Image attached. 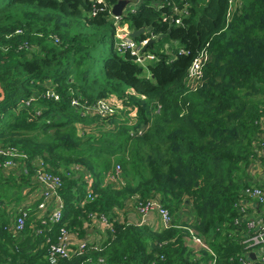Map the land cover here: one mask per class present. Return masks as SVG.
Listing matches in <instances>:
<instances>
[{
    "label": "trees",
    "instance_id": "trees-1",
    "mask_svg": "<svg viewBox=\"0 0 264 264\" xmlns=\"http://www.w3.org/2000/svg\"><path fill=\"white\" fill-rule=\"evenodd\" d=\"M119 1L101 10L94 0H0V147L26 152L29 166L40 157L62 176L69 230L83 235L94 214L113 223L101 251L55 264H83L88 256L108 264H209V251L187 239L189 227L222 264H240L229 260L242 252L247 230L236 222L239 180L263 153L264 102L253 95H264V0H241L229 22V0H125L136 8L121 23L146 29L134 39L156 37L147 50L158 59L146 66L117 47L110 6ZM174 6H187L180 23ZM207 44L210 59L193 91L187 72ZM111 95L125 107L108 116L84 114L72 103L93 105ZM79 123L96 124L81 130ZM7 158L0 154V181ZM77 165L93 179L94 197L84 207L77 203L86 194L84 181L73 177ZM117 165L120 187L105 183ZM135 194L160 195L171 212L191 200L196 221L165 230L115 221V209ZM0 219V264H52L45 241L58 225L49 232L29 217L17 234Z\"/></svg>",
    "mask_w": 264,
    "mask_h": 264
},
{
    "label": "built area",
    "instance_id": "built-area-1",
    "mask_svg": "<svg viewBox=\"0 0 264 264\" xmlns=\"http://www.w3.org/2000/svg\"><path fill=\"white\" fill-rule=\"evenodd\" d=\"M101 5V10L104 8H109V0H94ZM162 1V0H161ZM166 1V0H163ZM229 7L227 10V21L229 22L233 17L234 13L242 5L241 0H229ZM131 3V2H130ZM127 11H124L122 15H115L113 13L114 5L110 6L111 18L116 24V43L120 50H130V52L136 57V61L142 66H146L148 63H152L158 59V55L154 52L145 50L148 41L150 39H155V35L137 41L131 36L133 30H131L127 23H121L122 17L130 11H134L135 3H131ZM187 6L180 8L174 6V13L177 15L175 18L176 23H180L184 15L188 14ZM97 11H93L92 15H95ZM166 19V17H165ZM149 32V30H147ZM146 33V32H145ZM208 44L203 47L196 57L193 59L191 65L189 66L186 83L187 87L195 91L203 81L204 67L210 59V53L207 48ZM166 53H171L169 45H166ZM47 94L54 96L55 93L52 91H47ZM58 98V96H56ZM35 99L32 97L26 101V105ZM72 103L75 106L80 107L84 114H93L100 116H108L117 113L119 110L123 109L124 103L117 96L111 95L107 98L99 99L93 105H86L80 102L79 99H73ZM134 114H132L133 116ZM131 123V121H130ZM147 128L142 126L138 128L137 133L141 134L143 130ZM263 152H264V140H263ZM0 154L8 156L7 160L4 162L3 167L5 169H14L18 165L20 167L27 166L26 163L29 160V155L19 150L15 147H0ZM36 169L34 172V178L44 187L43 200L38 204V220L48 226V231L52 229V224L58 225V237L56 240L48 235L45 241L47 245V258L52 264L58 262L60 258H70L72 256L84 255L90 249H95L97 251L102 250L103 243L95 244L90 238L81 239L75 245L72 243L71 232L69 230V224L64 221V200L60 194L63 187V178L60 174L50 171L45 164L44 160L40 157L35 159ZM264 167V163H263ZM27 171V167H25ZM121 172V166L117 165L116 172L109 173L107 176L110 179H117V174ZM106 176V177H107ZM94 197L93 193V179L87 186L86 194L83 198L78 200V204L84 207L85 204L92 200ZM134 204H136V209L141 216V222L139 225L148 224V216L152 212H157L161 219V229L165 230L170 227L176 226L177 220L171 210L165 206L162 202L160 195L151 197L148 199H142L139 195L132 196ZM264 205V185L263 184H248L241 190V196L239 200L235 203V207L238 213L236 218L237 223L243 222L246 224L247 230L241 235L240 244L242 245V252H240L236 257H230L229 260H238L240 264H264V210L259 207ZM2 205L0 204V207ZM30 217L29 210L23 207L18 208L17 215H15L10 222L4 225L5 229H10L14 233H21L25 230L27 221ZM91 221L94 219H99L103 221L108 229L114 230L113 223L110 221L109 216L105 215H91ZM48 220H50V225ZM1 223V222H0ZM190 235L187 238L191 243L199 247L200 249L207 250L212 255L209 264H222L220 262V257L215 253V251L210 247L205 237L199 232L195 231L193 228H188ZM37 233H41L42 229L37 228ZM254 254V256H253ZM163 257V256H162ZM83 264H108L104 256H100L97 260L88 256ZM201 264H203L201 262Z\"/></svg>",
    "mask_w": 264,
    "mask_h": 264
},
{
    "label": "crops",
    "instance_id": "crops-1",
    "mask_svg": "<svg viewBox=\"0 0 264 264\" xmlns=\"http://www.w3.org/2000/svg\"><path fill=\"white\" fill-rule=\"evenodd\" d=\"M131 4V3H130ZM133 5V4H131ZM129 3L126 5L123 11H127L129 9ZM80 128V127H79ZM82 129V128H80ZM264 140V118L262 121V131L259 136V141ZM264 152L262 154H258V157L251 163L249 167V177L245 178L246 184H263L264 185ZM27 166L20 167L18 165L17 168L14 169H5L1 168L4 173L3 180L0 181V217L12 219L15 215H17V210L20 207L27 208L30 212V217L34 223V220H37L39 215L38 204L43 200V191L44 187L34 178V172L36 169V164L31 163L30 166L28 162ZM27 167L28 170L31 171L32 174L25 170ZM77 169L76 173L73 175L74 178H81L84 181L85 191L87 190L88 183L90 178L92 177L90 172L85 167H80L79 165L75 166ZM26 173V175H25ZM11 176L14 178L12 179ZM25 176H27V181H25ZM10 178L9 180H7ZM113 182H116L113 183ZM106 184L113 185L115 187H120L122 180L117 177V179H110L108 176L105 179ZM139 195V194H135ZM141 196V195H139ZM183 207L185 209L189 207L188 211L185 213H181L177 209L172 212L178 223H187L191 224L196 221V215L194 214L193 207L188 202L183 203ZM264 210V205L259 207ZM113 218L115 221L122 224H133L139 225L141 222V216L136 209V204H134L133 198L130 197L125 201V204L122 207H117L115 212L113 213ZM147 220L149 221V227H152L155 230L161 229V219L157 212H152ZM1 221V219H0ZM69 223V221H68ZM87 228H85L86 233L80 235L78 230L75 227L70 230L72 244L75 245L81 239L91 238V241H94L95 244L103 243L108 236V228L107 225L99 220L94 219L89 223H85ZM70 225V223H69ZM52 229L49 231L51 232ZM57 231V230H56ZM52 231L49 235L56 240V234ZM44 248V247H43Z\"/></svg>",
    "mask_w": 264,
    "mask_h": 264
},
{
    "label": "rangeland",
    "instance_id": "rangeland-1",
    "mask_svg": "<svg viewBox=\"0 0 264 264\" xmlns=\"http://www.w3.org/2000/svg\"><path fill=\"white\" fill-rule=\"evenodd\" d=\"M117 40V39H116ZM109 46H111V41H108L107 42V44H106V47H109ZM253 99L254 100H256V101H261V102H264V95H259V94H255V95H253ZM27 101V100H26ZM26 101H25V104H26ZM28 101H30V100H28ZM27 101V102H28ZM92 114V113H91ZM93 115V114H92ZM95 124L96 123H93V124H91V125H89V127L87 126V125H82L81 123H79L78 125H80L79 127L80 128H82L83 126H86L87 128H89V130L90 129H92V127L93 126H95ZM108 126H110V124H105V127L107 128ZM111 127V126H110ZM84 129V128H83ZM83 129H81V130H83ZM250 167V166H249ZM249 167H248V169H247V172H248V176H246V177H244L243 179H241V180H239V183L243 186V184H246V180H245V178H247V177H249ZM113 183H115L116 184V182H113ZM189 203L190 205H192L193 203H192V201L191 200H186V203ZM184 205H181L180 207H178L177 208V210L178 211H180L181 213H185V212H187L188 211V209H189V207H187L186 209H185V207H183ZM195 214V213H194Z\"/></svg>",
    "mask_w": 264,
    "mask_h": 264
},
{
    "label": "water",
    "instance_id": "water-1",
    "mask_svg": "<svg viewBox=\"0 0 264 264\" xmlns=\"http://www.w3.org/2000/svg\"><path fill=\"white\" fill-rule=\"evenodd\" d=\"M127 4H128L127 1L120 0L117 4L114 5V7H113V13L115 15H122L124 13L123 10H124V8L126 7ZM144 32H146V29L145 28H141L139 30H133V32L131 33V36L135 38V37L139 36L140 34H142ZM154 42H155V39H150L148 41L146 47H144V49L146 50L147 47L149 45H152ZM253 256H254V254H253Z\"/></svg>",
    "mask_w": 264,
    "mask_h": 264
}]
</instances>
